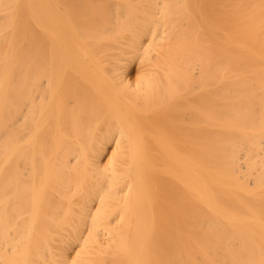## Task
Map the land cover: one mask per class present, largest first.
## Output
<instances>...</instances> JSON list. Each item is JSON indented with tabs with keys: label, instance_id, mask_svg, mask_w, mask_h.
<instances>
[{
	"label": "bare ground",
	"instance_id": "1",
	"mask_svg": "<svg viewBox=\"0 0 264 264\" xmlns=\"http://www.w3.org/2000/svg\"><path fill=\"white\" fill-rule=\"evenodd\" d=\"M0 264H264V0H0Z\"/></svg>",
	"mask_w": 264,
	"mask_h": 264
}]
</instances>
